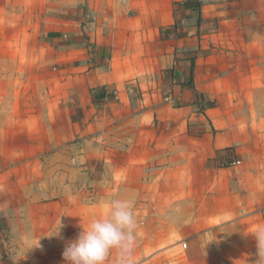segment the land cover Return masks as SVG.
Masks as SVG:
<instances>
[{
    "label": "crops",
    "instance_id": "0c3cea01",
    "mask_svg": "<svg viewBox=\"0 0 264 264\" xmlns=\"http://www.w3.org/2000/svg\"><path fill=\"white\" fill-rule=\"evenodd\" d=\"M15 119L20 124L9 130ZM58 120L54 156L64 164L66 157L74 176L59 172V187H107L100 199L88 198V223L114 199L131 202L133 264H258L264 0H0V178L9 175L1 201L17 200L14 169L33 159L35 131L44 135ZM12 131L24 147L2 144ZM64 142L72 144L61 150ZM44 144L33 153L45 154L37 160L43 169ZM158 156L175 161L169 168L181 170L185 185L181 204L170 200V226L155 180L142 197L129 189ZM117 179L125 193L110 189ZM60 191L53 202L38 194L36 220L50 216V203L79 201ZM64 214L58 209L53 225L30 229L27 212L0 206V264H65L62 253L82 229ZM31 234H52L41 256L29 254Z\"/></svg>",
    "mask_w": 264,
    "mask_h": 264
},
{
    "label": "rangeland",
    "instance_id": "374dc122",
    "mask_svg": "<svg viewBox=\"0 0 264 264\" xmlns=\"http://www.w3.org/2000/svg\"><path fill=\"white\" fill-rule=\"evenodd\" d=\"M24 108V107H23ZM21 109H19L20 111ZM37 111V107L35 105V112ZM51 113V118L54 119L53 117H57L61 115L59 112L58 108L53 106L51 104L50 106V111ZM21 112H19V117L21 116ZM59 123V120L57 122L51 123V130L42 135L40 132L35 131V135L33 138V143L32 146L35 149L40 148L43 146L46 149L47 153V161L45 164L49 166L48 168H41L39 166L40 162L37 161L40 156H44V153H38V154H33L31 152V155H33V159L29 162H19L17 165V169H14V180H15V185L12 186V191L14 192L15 196L18 197L16 198L17 200L13 202H4L0 200V206L4 205H15L17 207V212L19 214L27 212L29 215V220L27 223H24L23 228H39L41 230V226L45 225H53V212L57 213L58 209L63 210L65 213L63 215L64 221L67 224L71 225H78L79 222L81 221V225H87L88 221H86L83 216L86 215V210L87 208L85 207L90 204L89 202V197L92 195L98 196L97 199H100L99 195L105 194L107 187L104 184H98V185H91L86 183L83 188L80 189V187H75L72 185H67V187H59V182H60V177L58 173L63 172L65 170V173L70 177V179H73V171L70 169L71 166H69V163L67 162L68 159L65 157V163L62 162L63 158L58 159L57 156H54L56 154V150L58 147H55V139L56 138V128ZM17 124V127L20 123L17 122V120H11V126L8 125V129H15V125ZM39 124L35 122V128L38 127ZM56 126V127H55ZM16 127V128H17ZM9 136L3 139V145L4 146H21L24 147L25 145V138L17 137L14 136L15 133L12 131L11 134L8 133ZM45 136V137H44ZM72 142H64L60 144L61 150L63 148H68ZM118 144L124 145L128 144L125 143L121 140L118 141ZM66 153V152H65ZM164 156H158L155 157L154 159L149 160V163H147L145 168L141 170V176L139 179L135 180L133 184L130 186V193H134L136 196H143L146 193H150L149 191V184L153 182L154 180L156 181V192H159L161 194L159 198L158 204H161L162 208V215L161 219H163L164 222L169 225L170 222H172V219L167 217L168 211L172 208L171 206V201L170 200H175L177 201V204L180 205L181 203L179 202V197L185 190V185H180L179 179L182 177L181 170H174L173 167L169 168L170 166L175 165L174 162H164L163 161ZM121 167V166H119ZM5 170H0V174L4 172ZM42 173V174H41ZM43 175V176H42ZM3 174V179L0 178V184L1 183H6L9 181V175ZM68 179V178H67ZM81 181L83 182V178H81ZM117 181L110 187V189H114L116 191V187L118 186ZM170 181L172 184H169ZM115 185V186H114ZM80 186V185H79ZM82 187V186H81ZM9 187H5V191L9 192L8 190ZM61 190V193H65L66 196H71V195H78V200L74 198L69 197L66 199L64 202L61 203V206H55L54 204L50 203V206L48 207L49 210H45L50 212V216L45 215V219L40 218L36 220L37 213H41L43 207L41 206V202L36 201L38 194L44 193L48 195L49 199L46 198V200H53L54 195L58 193V190ZM124 187L118 186V193H125ZM82 194V195H81ZM4 195V194H3ZM21 195V196H20ZM25 195V196H24ZM20 196V197H19ZM174 196V198H173ZM175 196H177L175 198ZM1 197V196H0ZM3 197V196H2ZM56 199H54L55 201ZM53 202V201H52ZM142 201L138 204L139 206L141 205ZM149 204L153 203H148L146 202V209H150ZM153 207H151L152 209ZM148 220V219H147ZM174 220V219H173ZM80 226V224H79ZM75 228H77L75 226ZM52 234L49 235L47 238L42 234H31V237H33L34 240H32L29 244L33 246L32 250H30L29 254L36 256L35 253H38L39 256H41V248L46 247L49 242V239L51 240ZM24 245V244H23ZM22 245V246H23ZM50 247V246H49ZM40 251V252H39ZM53 251H57L54 250ZM22 257L25 258L28 256V253L23 250V252L20 253ZM52 257L58 259L59 255L54 254ZM114 256H110L109 260L107 261L109 264H112V261H114L115 258ZM111 261V262H110Z\"/></svg>",
    "mask_w": 264,
    "mask_h": 264
},
{
    "label": "clouds",
    "instance_id": "9594fccd",
    "mask_svg": "<svg viewBox=\"0 0 264 264\" xmlns=\"http://www.w3.org/2000/svg\"><path fill=\"white\" fill-rule=\"evenodd\" d=\"M136 225L131 202L112 200L105 214L94 215L87 225L80 223L82 230L62 253L65 264H107L113 254V264H133ZM60 228L55 235H59ZM254 237L258 264H264V228L258 229Z\"/></svg>",
    "mask_w": 264,
    "mask_h": 264
},
{
    "label": "built area",
    "instance_id": "2783aa9c",
    "mask_svg": "<svg viewBox=\"0 0 264 264\" xmlns=\"http://www.w3.org/2000/svg\"><path fill=\"white\" fill-rule=\"evenodd\" d=\"M183 246H185V244Z\"/></svg>",
    "mask_w": 264,
    "mask_h": 264
}]
</instances>
